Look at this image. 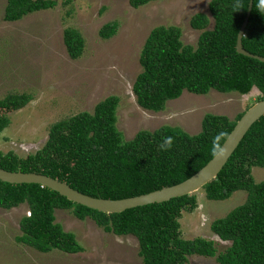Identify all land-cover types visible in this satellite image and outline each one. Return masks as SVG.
I'll return each mask as SVG.
<instances>
[{"label": "trees", "instance_id": "obj_1", "mask_svg": "<svg viewBox=\"0 0 264 264\" xmlns=\"http://www.w3.org/2000/svg\"><path fill=\"white\" fill-rule=\"evenodd\" d=\"M162 0H129L134 9ZM250 0H212L209 14L190 20L201 31L196 47L185 45L178 27H157L147 37L140 54L141 73L133 84L137 105L155 113L166 110L169 101L186 91L207 95L259 92L255 102L264 100V63L236 52L237 35ZM55 0H8L4 20L18 22L24 17L54 9ZM118 23L103 26L99 36L116 35ZM64 45L72 60L85 49L82 34L67 28ZM242 47L264 58V0H253ZM33 100L29 94H8L0 99V134L10 125L8 116ZM120 98L111 96L96 105L93 113L83 112L51 126L45 145L34 154L20 157L0 151V168L10 172L36 173L58 179L72 189L93 197L121 200L145 195L189 179L215 155L214 145H223L236 122L224 116L205 115L199 134L191 136L179 127L162 126L151 132L139 131L125 141L117 128ZM173 138L168 151L159 145ZM264 170V117L255 123L239 144L217 178L202 190L210 201H224L233 193L247 194L245 203L225 218L211 224L212 232L230 242L218 253L213 241L182 237L179 220L183 212L198 207L196 194L105 214L68 201L58 193L36 184L11 185L0 181V208L11 210L26 205L30 215L20 221L22 236L17 242L40 253L57 250L65 254L84 252L75 235L56 222L55 210L70 211L80 221L91 219L97 227L116 236H134L142 264H188L192 256L216 258L217 264H264V180L257 183L252 169Z\"/></svg>", "mask_w": 264, "mask_h": 264}, {"label": "rangeland", "instance_id": "obj_2", "mask_svg": "<svg viewBox=\"0 0 264 264\" xmlns=\"http://www.w3.org/2000/svg\"><path fill=\"white\" fill-rule=\"evenodd\" d=\"M54 9L30 14L18 22L4 20L8 0H0V99L8 94H29L33 100L23 109L8 114L10 125L0 134V151L20 157L36 153L46 143L52 125L80 113H93L105 99L120 98L117 128L125 141L142 130L155 131L162 126L179 127L194 136L201 131L205 115L234 120L253 106L259 92L249 95L219 93L207 95L184 92L169 101L166 110L155 113L141 109L133 94V84L141 73L140 54L150 32L157 27H178L182 42L196 47L201 31L191 28L198 13L210 18L212 0H162L134 9L129 0H55ZM118 23L116 35L108 40L99 36L109 23ZM67 28L78 30L84 40L82 56L72 60L64 45ZM257 183L264 170L252 169ZM198 207L183 212L179 220L182 237H198L215 243L218 253L230 242L222 241L211 230L215 220L225 218L243 205L247 194L238 191L224 201H210L205 192L196 193ZM28 208H0V264H142L138 241L134 236L106 233L89 218L80 221L70 211L55 210L56 222L73 233L84 252L65 254L57 250L40 253L18 243L22 236L20 221ZM188 264H217L216 258L192 256Z\"/></svg>", "mask_w": 264, "mask_h": 264}, {"label": "water", "instance_id": "obj_3", "mask_svg": "<svg viewBox=\"0 0 264 264\" xmlns=\"http://www.w3.org/2000/svg\"><path fill=\"white\" fill-rule=\"evenodd\" d=\"M253 8V0L249 1L245 19L237 35L236 52L244 57L264 63V58L247 52L242 47V39L249 22ZM264 117V100L251 106L236 122L235 127L220 149L222 154H216L202 169L184 182L165 187L160 190L121 200L93 198L84 195L64 182L46 175L36 173L10 172L0 168V181L11 185L36 184L48 188L68 201L105 214H120L126 210L144 207L152 204H163L172 199L196 194L208 183L215 180L232 157L239 144L243 141L251 127Z\"/></svg>", "mask_w": 264, "mask_h": 264}, {"label": "clouds", "instance_id": "obj_4", "mask_svg": "<svg viewBox=\"0 0 264 264\" xmlns=\"http://www.w3.org/2000/svg\"><path fill=\"white\" fill-rule=\"evenodd\" d=\"M173 145V138L172 137H165L162 141V143L159 145V149L161 151H168L171 149ZM222 154V149H220L219 145H214L213 147V154Z\"/></svg>", "mask_w": 264, "mask_h": 264}, {"label": "built area", "instance_id": "obj_5", "mask_svg": "<svg viewBox=\"0 0 264 264\" xmlns=\"http://www.w3.org/2000/svg\"><path fill=\"white\" fill-rule=\"evenodd\" d=\"M28 216L30 215V213L27 214Z\"/></svg>", "mask_w": 264, "mask_h": 264}]
</instances>
